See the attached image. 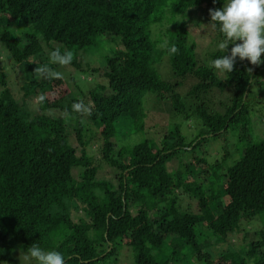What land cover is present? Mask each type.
<instances>
[{
    "label": "trees",
    "instance_id": "1",
    "mask_svg": "<svg viewBox=\"0 0 264 264\" xmlns=\"http://www.w3.org/2000/svg\"><path fill=\"white\" fill-rule=\"evenodd\" d=\"M222 5L223 0H0V42L12 61L10 71L0 67V263L22 264L16 252L25 255L35 243L61 252L66 264H117L125 252L130 264H264V138L253 141L249 133L252 93L264 63L237 58L221 79L199 57L197 39L208 27V46L223 39L209 16V9ZM193 15L200 20L189 21ZM155 24L161 28L157 38ZM8 25L28 29L14 32ZM163 41L179 52L169 56L159 47ZM98 46L104 65L85 64L79 51ZM57 47L74 53L73 72L49 63ZM209 55L213 60L228 52L217 48ZM161 61L170 76H161ZM45 64L63 79L36 77L34 68ZM75 71L81 80L94 74L102 80L85 89ZM12 72L21 79L20 98L9 82ZM214 89L227 92L216 108L207 98ZM29 99L36 100V109H26ZM81 100L91 115L72 110ZM174 117L197 125L199 133L188 138ZM121 122L152 134L123 146ZM229 130L240 142L231 165L227 150L220 161L197 151L209 137ZM91 143L98 146L97 162ZM175 158L177 168L169 170ZM103 165L111 172L101 177ZM256 217L263 225L250 233L245 224ZM243 231L237 246L228 244ZM221 244L225 248L216 257Z\"/></svg>",
    "mask_w": 264,
    "mask_h": 264
},
{
    "label": "rangeland",
    "instance_id": "2",
    "mask_svg": "<svg viewBox=\"0 0 264 264\" xmlns=\"http://www.w3.org/2000/svg\"><path fill=\"white\" fill-rule=\"evenodd\" d=\"M200 17L193 15L189 17V21L191 22H198L200 19ZM204 20H206L204 18ZM167 23H170L167 21ZM194 23H191L190 25L195 26ZM204 23H206V21H204ZM207 24V23H206ZM10 30L14 31V32H20L23 30L28 29L26 26H21V27H15V26H7ZM166 28L167 25L164 24L162 26V28ZM2 28V25H0V29ZM152 29V37L157 38V35L159 34V32L161 31V28L159 25L155 24L153 26H151ZM193 30V28L191 29ZM207 33H202L203 37L202 38H198L197 42H198V46L203 48V52L201 54H199V57L203 60H205V62H209L210 61V55L209 53H212L214 51H216L217 46L213 43L209 45L211 38L209 37L211 35V30L208 27L207 29ZM162 40V39H161ZM200 43V44H199ZM111 45V44H109ZM81 58L83 59V61L85 62V64H90L93 67H102L104 65V51L102 49L101 46H98L96 48L93 49V47L88 48L85 52L83 51H79ZM11 58H9L8 52L5 49V47L3 45H1L0 42V67H3V69H7V71H10V66L9 64H11ZM162 62V61H161ZM165 62V65H164ZM161 64V63H160ZM160 68V72L159 75H161L163 78H165L164 76H170L169 73V67L166 63V61L162 62V65H159ZM63 68L67 69L70 72H73L74 69L70 66H63ZM15 71V70H14ZM61 72V71H60ZM80 71H75L73 73V76L76 78V80L83 86H88L87 83H93V82H98L101 81L102 79H100V77H98L97 74L94 75H89L86 76L85 79H80L81 77L79 76ZM217 76L221 79H223V77L225 76V73H221L219 71L216 70ZM16 73L12 72L9 82L10 84L13 86L14 89V95L17 98H20L22 96V92L19 91L18 86L21 85V79H19V75L18 77L15 76ZM260 83L256 84L254 86V90H253V96L255 97L254 100L255 102L253 103L254 106L251 111L252 114V121H251V125L249 127V133L252 136V140L253 141H257L260 139L264 138V68L262 69V71L260 72ZM89 80V81H88ZM192 80L188 79L184 82V86L182 88V90L184 92H186L191 84ZM84 89V88H83ZM227 94V92H223L222 94L217 90L214 89L212 92H210L207 95V98L210 99L211 101V105L214 106L215 108L218 106V101L221 100L223 98V95L225 96ZM37 108V103L35 99H29L27 100V104H26V109L28 110H32V109H36ZM257 110V111H256ZM55 115H60L61 113L57 110L53 111ZM174 123H177L180 125V130L181 132L186 135L188 138L190 137H194L195 135H197L200 131V127H198L197 125L194 127H191L192 123L190 122H186L183 121L182 119H179L177 117L173 118ZM147 131H145L146 133H136L133 129L132 126H130L127 123H120L118 125L117 128V134L120 137V140L122 142L121 145L126 146V147H130L133 144L143 140L146 136H151L152 132L149 129H146ZM233 133L232 130L227 131L225 134H223L222 136H218L216 138L214 137H209L207 139V141L204 143L203 147L197 151L200 152V150H206L207 151V159L209 161H214L217 160L220 161V159L222 158L224 152L227 150L229 154V158L226 159V164L227 165H231L232 162L234 160H236L237 158H239V155H237V153L234 152V148L237 147V145H240V142H237L235 139V136L233 133V135L231 134ZM252 133V134H251ZM124 134L125 137H122V135ZM90 152L93 155L95 162L98 161L99 159V152H97L98 146L95 143H91L90 144ZM209 155V156H208ZM182 158L184 159V156H186L185 154L181 155ZM191 159V153H189L188 151V161ZM168 169L169 170H174L177 168V159H173L172 161H170L168 163ZM107 172H111L110 168L107 165H103L101 167V170L99 172V175L101 177L105 176L107 174ZM76 173V171H75ZM214 184V183H212ZM263 225V221L262 218L256 217L254 220H252L251 222L245 224V227L248 229V231H250V233L254 230L257 229L258 227ZM245 233V231L237 233L236 235H233L229 238L228 244L232 245V246H237L240 242H241V238L243 236V234ZM251 236H253V234H251ZM225 246L224 245H219L217 247V249L214 251V255L224 249ZM20 251H17L15 254V257L18 259V255H19V259L18 260H22V264H26L27 262H31L29 260H25L24 259V254H22L23 258H21V253ZM217 257V255H215ZM131 263V259L128 256V254L122 253L120 261L117 262V264H130ZM0 264H6V263H0Z\"/></svg>",
    "mask_w": 264,
    "mask_h": 264
},
{
    "label": "clouds",
    "instance_id": "3",
    "mask_svg": "<svg viewBox=\"0 0 264 264\" xmlns=\"http://www.w3.org/2000/svg\"><path fill=\"white\" fill-rule=\"evenodd\" d=\"M209 16L211 27L217 29L223 37L217 44L218 50L222 53L228 52V55L210 60V68L221 73H231L237 58L241 61L247 60L254 66L264 63V0H223L221 8L209 9ZM229 45H232L230 50ZM159 47L165 49L169 56L179 52L175 44L169 46L167 41H163ZM73 58L72 51L61 52L59 47L49 52L50 64L67 66ZM251 71L249 68L248 72ZM33 72L38 78L46 76L49 79H63L61 72L53 70L47 64L35 67ZM44 100L45 96L39 95L38 101L42 103ZM71 108L82 116L91 115L90 106L82 100L74 102ZM24 259L34 260L36 264H66L65 256L61 252L45 251L35 243L27 248Z\"/></svg>",
    "mask_w": 264,
    "mask_h": 264
}]
</instances>
